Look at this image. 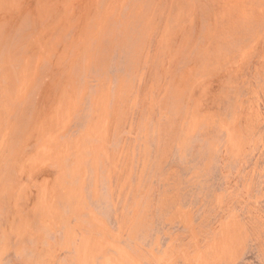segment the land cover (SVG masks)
<instances>
[{
	"label": "bare ground",
	"instance_id": "6f19581e",
	"mask_svg": "<svg viewBox=\"0 0 264 264\" xmlns=\"http://www.w3.org/2000/svg\"><path fill=\"white\" fill-rule=\"evenodd\" d=\"M11 1L26 12L28 0ZM150 2L102 0L40 126L23 124L21 114L47 88L38 74L50 76L61 63L52 65L48 50L46 66L33 72L32 33L4 32L0 264H8V230L31 232L22 206L35 203L29 213L48 222L62 198L71 211L44 231L59 221L68 237L58 256L45 258L50 264H264V0H211L203 41L191 45L196 60L177 58L178 48L155 39L167 16ZM234 47L246 90L235 101L224 98L213 121L219 150L197 166V184L188 190L171 175L200 129L189 109L196 98L190 80H203L213 60L232 66ZM179 60L190 63L191 74ZM28 145L39 147L35 155ZM50 161L58 184L48 175L30 189L25 174Z\"/></svg>",
	"mask_w": 264,
	"mask_h": 264
},
{
	"label": "rangeland",
	"instance_id": "374dc122",
	"mask_svg": "<svg viewBox=\"0 0 264 264\" xmlns=\"http://www.w3.org/2000/svg\"><path fill=\"white\" fill-rule=\"evenodd\" d=\"M101 2L102 0H28L24 7L26 12L20 14L16 3L11 0L0 1V39L8 30L13 35L18 32H31L33 42L35 40L37 42L29 51L30 58L34 61L33 72L38 73V68L46 66L44 61L47 58L48 50H52V55H54V61L51 64L55 66L61 63V66L55 69L50 76L47 71L38 74L42 85L47 88L43 91L35 108L30 106L33 109H27L26 113L21 114L23 124L30 125L36 122L40 126L38 121L44 120L52 112L57 101L53 100L57 93L62 95L65 82L68 80L65 63L72 59L75 43L83 42L86 39L85 33H87L88 26L92 23L91 19ZM109 2L110 5H113V0H109ZM155 7L160 9V14L167 16L164 26L157 27L155 39L159 38L158 41L163 47L172 44L178 48L177 58L182 56V59L185 60L190 56L192 60H196L197 56H194L195 52L191 50V45L203 41L205 13L208 10L213 11L211 0H151L150 9ZM14 12H17L19 17L8 16ZM5 15L7 18L4 20L3 16ZM20 47L27 52L24 43ZM231 50H233L230 57L232 66L223 67L227 65V62L222 58L219 62L213 60L210 73L204 75L203 80L197 82L190 80L194 84L193 88L196 89V98L189 109L193 114H196L195 117L201 120L200 129L194 132L195 144L188 146L190 153L185 155L182 160L177 157L173 160L175 167L172 168L173 174L171 175L172 179L181 180L182 185L187 186L188 190H192L197 184V166L200 169L204 162H208L209 157L215 155L219 150L218 146L213 144V138L218 137L215 136L216 129H213V121L221 106L224 108L226 103L224 98L229 95L230 99L235 101L236 95L246 90L245 78L236 64L238 56L242 53L237 47L231 48ZM4 58V56H0V66H3L1 61ZM17 61L18 65L15 66L19 68L21 60L17 59ZM176 65L189 74L193 71L189 62L179 60ZM226 76L225 79L219 78ZM1 87L0 85V89ZM229 90L232 91L229 92ZM6 102L7 100L0 97V125L8 120ZM27 148L29 151L35 152V155L39 147L28 145ZM52 163L53 161H50L46 166L25 174L28 177L30 189L35 190V187L39 185L38 180L41 183L42 178L48 175H50L48 178L50 182L58 184L60 173L54 174L57 168ZM66 203V199L62 198V208L54 211L55 217L71 211V207H67ZM33 208H35V203L29 209L22 206V211L30 220L31 232L28 230L23 233L18 228L14 231L8 230L11 233V237L6 240L8 264H48L49 261H46L45 258L52 260L66 248L68 228H65L64 223L58 221L55 228L45 232L44 229L55 223L56 219L47 217L48 222H44L42 215L35 217L29 213ZM61 219L63 220L62 216Z\"/></svg>",
	"mask_w": 264,
	"mask_h": 264
}]
</instances>
